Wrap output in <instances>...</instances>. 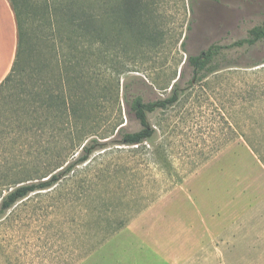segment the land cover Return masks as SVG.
Instances as JSON below:
<instances>
[{
	"label": "rangeland",
	"instance_id": "obj_1",
	"mask_svg": "<svg viewBox=\"0 0 264 264\" xmlns=\"http://www.w3.org/2000/svg\"><path fill=\"white\" fill-rule=\"evenodd\" d=\"M32 1L29 45L47 59L44 0ZM117 1L93 0V10ZM140 3L151 12V39L112 25V42H95L89 51L95 93L105 95L99 133L110 138L53 190L0 212V264H264V165L240 137L243 131L264 144V132L255 134L264 131V64L255 66L264 61V46L233 49V66L199 83L189 84L186 64L212 45L245 38L264 20V0ZM180 73L179 102L147 115L151 141L125 146L109 134L120 123L124 132L138 131L127 102L167 98ZM6 109L1 100L0 162L44 168L52 147L47 134L17 138ZM71 152L63 160L71 162ZM6 194L0 188V201Z\"/></svg>",
	"mask_w": 264,
	"mask_h": 264
},
{
	"label": "trees",
	"instance_id": "obj_2",
	"mask_svg": "<svg viewBox=\"0 0 264 264\" xmlns=\"http://www.w3.org/2000/svg\"><path fill=\"white\" fill-rule=\"evenodd\" d=\"M8 2L16 23L17 46L11 69L0 83V101L3 100L7 106L5 122L17 138L47 134L48 144L52 147H49V162L44 168L35 166L29 170L30 163L13 166L0 162V188L7 189V194L0 201V212L9 211L31 194L53 190L62 178L72 175L77 166L88 161L101 146L99 140L110 138L100 135L97 123L100 113L98 101L105 95L104 89L95 93L96 84L89 73L92 45L98 42L105 46L112 42L109 37L114 28L112 25H117L119 32L127 29L142 42L153 37V29L147 21L151 12L147 6L142 7L140 0H119L114 8L103 7L99 12L93 10V0H44L51 32L48 38L51 45H48V58L45 59L42 53L35 54L29 45L31 36L27 23L35 9L33 1ZM64 43L68 50L63 55ZM260 46H264V20L252 27L243 39L227 46L212 45L198 55L188 56L186 64L193 72L189 84L199 83L224 67L233 66L227 60L233 49L255 50ZM34 55L38 57L34 58ZM30 59L38 60L34 66H28ZM263 64L261 61L255 66ZM180 78L181 73L170 85L169 96L165 99L144 102L135 96L127 102L140 125L138 131L124 132L120 123L111 128L109 134L119 138V143L125 146L138 147L151 141L155 131L150 127L147 115L156 110L166 111L179 102L183 96L178 84ZM11 90L16 92L10 94ZM263 132L259 129L255 134L258 136ZM240 137L264 165V144L250 140L243 131ZM70 150L73 152L67 156L73 160L67 162L62 157ZM52 153H56L55 156ZM122 226L120 223L119 227Z\"/></svg>",
	"mask_w": 264,
	"mask_h": 264
},
{
	"label": "crops",
	"instance_id": "obj_3",
	"mask_svg": "<svg viewBox=\"0 0 264 264\" xmlns=\"http://www.w3.org/2000/svg\"><path fill=\"white\" fill-rule=\"evenodd\" d=\"M16 46L17 29L13 12L8 0H0V83L11 69Z\"/></svg>",
	"mask_w": 264,
	"mask_h": 264
}]
</instances>
